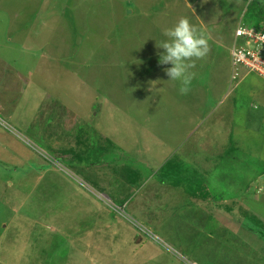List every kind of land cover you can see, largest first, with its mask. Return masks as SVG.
<instances>
[{
  "label": "rangeland",
  "instance_id": "374dc122",
  "mask_svg": "<svg viewBox=\"0 0 264 264\" xmlns=\"http://www.w3.org/2000/svg\"><path fill=\"white\" fill-rule=\"evenodd\" d=\"M245 6L0 0V264H264L263 129L226 113ZM182 17L209 46L184 95L156 47Z\"/></svg>",
  "mask_w": 264,
  "mask_h": 264
},
{
  "label": "clouds",
  "instance_id": "9594fccd",
  "mask_svg": "<svg viewBox=\"0 0 264 264\" xmlns=\"http://www.w3.org/2000/svg\"><path fill=\"white\" fill-rule=\"evenodd\" d=\"M162 35L164 39L156 43V47L163 50L158 53V64L170 65L165 68L169 81L179 82V92L187 94L192 81L190 69L195 66V61L203 59L209 51L206 35L187 17L180 18L172 27L166 28Z\"/></svg>",
  "mask_w": 264,
  "mask_h": 264
},
{
  "label": "crops",
  "instance_id": "0c3cea01",
  "mask_svg": "<svg viewBox=\"0 0 264 264\" xmlns=\"http://www.w3.org/2000/svg\"><path fill=\"white\" fill-rule=\"evenodd\" d=\"M230 29L231 27L229 26L228 30L226 31H228V35H231L233 33L232 34V41H233L235 29L234 30H230ZM232 72L233 70L231 67V62L229 57V71L226 77L230 78L231 81L229 83L235 86H233L234 89L232 92V95L234 93V99L232 104L229 106V112L226 113L231 118L236 117L237 120H234L232 123L234 125L241 127L244 133L247 132L250 133L251 135L257 134L259 133V130H261V129L257 130V127L259 128L261 127L263 129L262 131L263 134L261 135H263L264 137V86L261 85V82H264V80L262 81L258 77L253 76L254 74H247L243 69H240L239 72L242 74L241 80L240 81H238L237 79L233 80L231 78ZM244 85L250 86L253 91L247 90V92H244L245 91ZM245 94L248 95L249 97H245L244 96ZM260 100H262V102H260ZM239 140L240 139L235 136L232 139L234 146L238 149L237 151L238 154L242 153L239 154L241 158L239 160L240 162H242V166H246L244 167L243 171H247L250 169L252 161H250L249 159L246 158V156H244L248 154H244V151L240 149L243 147H239ZM232 162L233 161L231 160V163ZM255 162L256 161H254V163ZM259 178H261V176H257L256 178H254L253 182H255ZM249 182H251V180H249Z\"/></svg>",
  "mask_w": 264,
  "mask_h": 264
},
{
  "label": "built area",
  "instance_id": "2783aa9c",
  "mask_svg": "<svg viewBox=\"0 0 264 264\" xmlns=\"http://www.w3.org/2000/svg\"><path fill=\"white\" fill-rule=\"evenodd\" d=\"M252 42L249 48L241 46L242 42ZM241 42V44L238 43ZM231 66L233 79L239 76L240 69L248 73H255L264 79V31L257 32L240 24L234 37V44L231 48Z\"/></svg>",
  "mask_w": 264,
  "mask_h": 264
},
{
  "label": "trees",
  "instance_id": "16d2710c",
  "mask_svg": "<svg viewBox=\"0 0 264 264\" xmlns=\"http://www.w3.org/2000/svg\"><path fill=\"white\" fill-rule=\"evenodd\" d=\"M236 1H238V0H236ZM239 1H241V2H243V3H245L246 4V6H245V9H246V11H251V8H252V10H253V12H250L251 14H253L255 17H256V19H257V24H255V26L253 27V28H258V29H262V31H264V9L263 8H261L260 7V3H258V1L257 0H239ZM255 3H256V6H255ZM259 22L261 23V24H259ZM263 22V23H262ZM259 24V25H258ZM263 24V25H262ZM72 160H74V161H77L78 163H83L84 161L86 162V161H88L87 159L85 160L84 158H83V156L82 155H77L76 157L74 156V158L72 159ZM70 164H73V162L72 163H70ZM171 166H172V162H167L163 167H162V169L161 170H163V172L165 171L166 172V170H168L169 168H171ZM175 172H179V168H177L176 169V171ZM190 178L192 179V175H190ZM191 179L190 180H188L189 182L191 181ZM165 180V178H162V181H164ZM175 180V179H174ZM135 181L136 180H131L130 179V181L129 182H132V184L133 183H135ZM188 185H190V183H188ZM203 185V184H202ZM204 189V188H203ZM204 190H206V189H204ZM194 191H190L189 193H190V195H192V193H193ZM206 192V191H205ZM209 193H207V195L205 196V197H209L210 196V198H211V200L213 201V204L214 205H210V210L212 211V210H214V208L217 206L215 203H217L218 201L216 200L217 198H219L218 196H216L215 195V197H213V195H208ZM210 217H212L213 218V215L212 214H210Z\"/></svg>",
  "mask_w": 264,
  "mask_h": 264
}]
</instances>
